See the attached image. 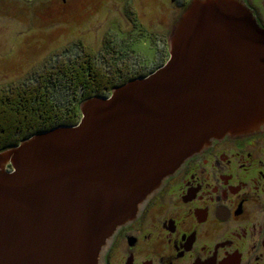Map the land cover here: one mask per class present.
Returning <instances> with one entry per match:
<instances>
[{
    "label": "water",
    "instance_id": "1",
    "mask_svg": "<svg viewBox=\"0 0 264 264\" xmlns=\"http://www.w3.org/2000/svg\"><path fill=\"white\" fill-rule=\"evenodd\" d=\"M110 96L83 100L77 124L0 151V264H100L186 159L263 124L264 30L238 0H194L167 61Z\"/></svg>",
    "mask_w": 264,
    "mask_h": 264
},
{
    "label": "flooded vegetation",
    "instance_id": "2",
    "mask_svg": "<svg viewBox=\"0 0 264 264\" xmlns=\"http://www.w3.org/2000/svg\"><path fill=\"white\" fill-rule=\"evenodd\" d=\"M170 1L183 13L194 0ZM238 1L264 30V0ZM124 49L107 42L98 52L110 62L109 75L147 70ZM105 249L100 264H264V123L211 138L163 179Z\"/></svg>",
    "mask_w": 264,
    "mask_h": 264
},
{
    "label": "rangeland",
    "instance_id": "3",
    "mask_svg": "<svg viewBox=\"0 0 264 264\" xmlns=\"http://www.w3.org/2000/svg\"><path fill=\"white\" fill-rule=\"evenodd\" d=\"M174 7L170 0H0V86L77 42L96 52L107 42L133 49L136 68L152 71L169 58V37L184 14Z\"/></svg>",
    "mask_w": 264,
    "mask_h": 264
},
{
    "label": "trees",
    "instance_id": "4",
    "mask_svg": "<svg viewBox=\"0 0 264 264\" xmlns=\"http://www.w3.org/2000/svg\"><path fill=\"white\" fill-rule=\"evenodd\" d=\"M167 39L161 38L165 56H168ZM53 57L60 62L56 64L47 60L28 76L0 86V151L37 132L77 124L83 100L108 95L116 86L148 75L161 66L118 79L109 75L106 69L110 62L101 60L98 52L82 43L64 47ZM8 169H12L11 164Z\"/></svg>",
    "mask_w": 264,
    "mask_h": 264
},
{
    "label": "bare ground",
    "instance_id": "5",
    "mask_svg": "<svg viewBox=\"0 0 264 264\" xmlns=\"http://www.w3.org/2000/svg\"><path fill=\"white\" fill-rule=\"evenodd\" d=\"M105 248H103L102 253L104 252Z\"/></svg>",
    "mask_w": 264,
    "mask_h": 264
}]
</instances>
